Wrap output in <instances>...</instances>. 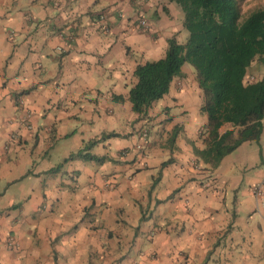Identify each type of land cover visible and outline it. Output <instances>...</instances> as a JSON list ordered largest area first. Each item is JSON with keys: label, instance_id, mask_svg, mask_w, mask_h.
I'll list each match as a JSON object with an SVG mask.
<instances>
[{"label": "crops", "instance_id": "0c3cea01", "mask_svg": "<svg viewBox=\"0 0 264 264\" xmlns=\"http://www.w3.org/2000/svg\"><path fill=\"white\" fill-rule=\"evenodd\" d=\"M188 37L168 0H0V264H264L251 192L264 120L259 142L212 169L194 153L208 119L184 68L147 115L133 111L136 68ZM110 133L89 151L110 160L70 159Z\"/></svg>", "mask_w": 264, "mask_h": 264}, {"label": "trees", "instance_id": "16d2710c", "mask_svg": "<svg viewBox=\"0 0 264 264\" xmlns=\"http://www.w3.org/2000/svg\"><path fill=\"white\" fill-rule=\"evenodd\" d=\"M178 4L184 14V27L189 33L186 43L169 40L163 58L139 65L137 83L130 91L133 111L145 116L154 103L170 91L185 65L193 68L203 93L202 113L207 124L201 132L205 147H194L204 164L216 169L222 160L246 142H259L263 133L264 78L247 81L254 61L264 64V7L242 19L241 0H168ZM225 125L229 129L221 132ZM179 128L172 134L173 145ZM116 133L103 134L90 141L75 156L104 163L89 151ZM169 159L163 164H172ZM156 182L153 184V188Z\"/></svg>", "mask_w": 264, "mask_h": 264}, {"label": "rangeland", "instance_id": "374dc122", "mask_svg": "<svg viewBox=\"0 0 264 264\" xmlns=\"http://www.w3.org/2000/svg\"><path fill=\"white\" fill-rule=\"evenodd\" d=\"M264 7V0H241V8H242V19L246 18L250 15L253 11L261 9ZM185 75L187 76L186 79L189 77L193 78V82L197 83L195 71L189 65L184 67ZM248 79L247 81H258L264 78V64L260 61H254L248 71Z\"/></svg>", "mask_w": 264, "mask_h": 264}, {"label": "built area", "instance_id": "2783aa9c", "mask_svg": "<svg viewBox=\"0 0 264 264\" xmlns=\"http://www.w3.org/2000/svg\"><path fill=\"white\" fill-rule=\"evenodd\" d=\"M100 23H105L106 19L104 16H100L99 20H98ZM139 27L145 31H148L150 29V24L148 22L147 19L145 18H141L139 20ZM105 31H109L106 24L105 26L103 25L102 27ZM58 52L59 53H63L65 52V48L64 47H59L57 48ZM248 79V78H247ZM27 126V128L31 129V125H28V124H25ZM150 137H151V134H150V131L148 128H145L141 131V134H140V144L137 146V149L139 152L141 153H145L148 149V146H149V143H150ZM14 138H17V136H14ZM251 192L254 196V198L256 199L257 203L259 205H263L264 206V179L262 182L256 184L255 186L252 187L251 189ZM12 245V244H10Z\"/></svg>", "mask_w": 264, "mask_h": 264}]
</instances>
